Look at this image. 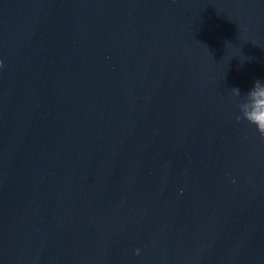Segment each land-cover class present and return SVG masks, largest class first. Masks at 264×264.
I'll use <instances>...</instances> for the list:
<instances>
[{
  "label": "water",
  "instance_id": "1",
  "mask_svg": "<svg viewBox=\"0 0 264 264\" xmlns=\"http://www.w3.org/2000/svg\"><path fill=\"white\" fill-rule=\"evenodd\" d=\"M257 80L264 0H0V264H264Z\"/></svg>",
  "mask_w": 264,
  "mask_h": 264
},
{
  "label": "clouds",
  "instance_id": "2",
  "mask_svg": "<svg viewBox=\"0 0 264 264\" xmlns=\"http://www.w3.org/2000/svg\"><path fill=\"white\" fill-rule=\"evenodd\" d=\"M231 96L234 100L239 98L237 107L240 114L235 116V121L239 123L243 120L254 126L260 140L264 142V82L255 81L252 88L244 95H241L239 88H233ZM138 254L139 250H136L134 255Z\"/></svg>",
  "mask_w": 264,
  "mask_h": 264
}]
</instances>
